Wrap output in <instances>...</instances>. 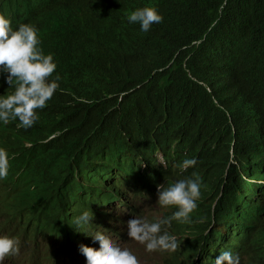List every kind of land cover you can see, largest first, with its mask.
Masks as SVG:
<instances>
[{
    "label": "trees",
    "instance_id": "1",
    "mask_svg": "<svg viewBox=\"0 0 264 264\" xmlns=\"http://www.w3.org/2000/svg\"><path fill=\"white\" fill-rule=\"evenodd\" d=\"M129 1L135 0H0L6 15L16 10L49 21L47 53L57 65L54 79L59 76L58 89L28 131L0 121L8 169L31 168L29 187L14 204L20 222L11 225L20 239L33 241L34 251L43 236L69 246V225L108 196L96 175L93 185L76 181L51 196L44 186L32 189L45 183L51 149L90 164L86 173L117 168L139 181L153 146L172 135L184 136L183 145L205 159L206 144L223 137L231 123L248 119L256 108L264 112V0H152L166 32L154 58L139 36L109 39L131 28L124 10ZM172 141L162 146L167 158ZM224 203L216 226L200 238L203 251L226 246L264 264V216L251 226L234 201ZM227 219L223 233L217 226ZM192 255L189 250L187 257Z\"/></svg>",
    "mask_w": 264,
    "mask_h": 264
},
{
    "label": "clouds",
    "instance_id": "2",
    "mask_svg": "<svg viewBox=\"0 0 264 264\" xmlns=\"http://www.w3.org/2000/svg\"><path fill=\"white\" fill-rule=\"evenodd\" d=\"M155 5L152 0L127 2L124 10L131 28L109 39L139 36L154 58L166 39L163 17ZM50 44L46 18L16 14V10L6 15L0 9V121L16 122L26 131L38 121L39 110L59 87V76L54 79L57 65L47 53ZM58 136L59 132L53 133L43 143ZM183 138L172 135L153 146L151 162L141 166L139 181L117 168L101 166L93 174L86 173L90 164L51 149L45 183L34 184L32 189L44 186L51 196L70 190L76 181L93 185L90 180L96 175L98 187L108 196L69 225V246L52 235L51 240L43 236L37 251L33 241L20 239L11 225L20 222L14 204L29 187L31 168L11 171L8 153L0 148V264H140L132 250L115 241L128 238L129 246L136 241L148 252L161 251L157 264H256L242 256L243 251L226 246L203 251L206 247L200 238L216 226L215 215L225 208L226 198L236 203L240 219L251 226L264 216V112L256 108L248 119L231 123L223 137L206 144L205 159L196 149L184 146ZM171 140L167 158L162 146ZM27 145L34 147L30 142ZM134 208L137 212L132 213ZM226 222L230 220L217 226L223 233H227ZM189 250L192 257H187Z\"/></svg>",
    "mask_w": 264,
    "mask_h": 264
},
{
    "label": "rangeland",
    "instance_id": "3",
    "mask_svg": "<svg viewBox=\"0 0 264 264\" xmlns=\"http://www.w3.org/2000/svg\"><path fill=\"white\" fill-rule=\"evenodd\" d=\"M117 238V237H115ZM119 240V241H118ZM117 244L121 247H128L132 252L138 257L140 264H157L160 260L161 251L148 252L145 246L133 241V244L129 246L128 239H115ZM143 253H148V255H142Z\"/></svg>",
    "mask_w": 264,
    "mask_h": 264
},
{
    "label": "bare ground",
    "instance_id": "4",
    "mask_svg": "<svg viewBox=\"0 0 264 264\" xmlns=\"http://www.w3.org/2000/svg\"><path fill=\"white\" fill-rule=\"evenodd\" d=\"M262 126V125H261ZM263 149H264V147H262ZM262 149V150H263ZM249 165H250V163H249ZM251 166V168H254V167H252V165H250ZM257 210V207L256 206H254V210H253V212H255ZM22 238V237H21Z\"/></svg>",
    "mask_w": 264,
    "mask_h": 264
}]
</instances>
